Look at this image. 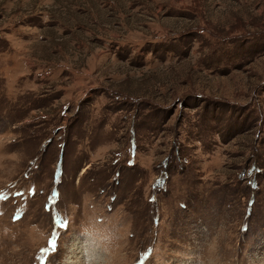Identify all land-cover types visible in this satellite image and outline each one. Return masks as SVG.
<instances>
[{"label": "rangeland", "instance_id": "rangeland-1", "mask_svg": "<svg viewBox=\"0 0 264 264\" xmlns=\"http://www.w3.org/2000/svg\"><path fill=\"white\" fill-rule=\"evenodd\" d=\"M0 57V264H264V0H0Z\"/></svg>", "mask_w": 264, "mask_h": 264}, {"label": "crops", "instance_id": "crops-1", "mask_svg": "<svg viewBox=\"0 0 264 264\" xmlns=\"http://www.w3.org/2000/svg\"><path fill=\"white\" fill-rule=\"evenodd\" d=\"M20 30H21L20 27L19 28L14 27V28L10 29L8 33L5 34L7 40H9V42H10V45L15 48L12 51L10 50L9 52L13 53L14 51H16V52H20L21 54H23L25 56L26 55L28 56L30 51H28L27 47L31 46L33 44V40H39L41 43H43L42 34L39 33V32H41V29L39 31L28 30V31H23V32H21ZM22 34H28V36L27 37L21 36ZM40 34H41V36H39ZM20 43H23V47L20 46ZM18 46H19V48H18ZM30 60H31L30 58H26V64L27 65L29 62L32 67H38V68L42 69L41 67H43V66H40L39 63H37L36 61H30ZM5 62L8 63V60L6 58L0 57V63L4 64ZM56 66H57V70L55 72V76H57V74H58L57 72H59L58 76H62L63 66H61V65H56ZM0 68L4 70L5 67L3 66Z\"/></svg>", "mask_w": 264, "mask_h": 264}, {"label": "snow or ice", "instance_id": "snow-or-ice-1", "mask_svg": "<svg viewBox=\"0 0 264 264\" xmlns=\"http://www.w3.org/2000/svg\"><path fill=\"white\" fill-rule=\"evenodd\" d=\"M131 163V162H130ZM261 171V169H255L256 174H259ZM248 175L251 177L253 175V170H249L248 171ZM250 186L255 187V182L250 180L249 181ZM30 194L34 195V188L32 190V192ZM16 196H23V192H17L15 193ZM47 207V206H46ZM22 216V213L18 212L16 216H14V220L16 219H20ZM53 223L54 225H58L61 229H65L67 227V221L65 219H63L62 217H60L59 215L54 214L53 215ZM49 247L50 249H55L56 248V233H55V229L53 231V238L50 240L49 242ZM42 251H47V250H42Z\"/></svg>", "mask_w": 264, "mask_h": 264}]
</instances>
